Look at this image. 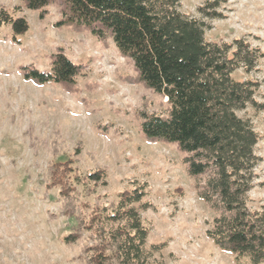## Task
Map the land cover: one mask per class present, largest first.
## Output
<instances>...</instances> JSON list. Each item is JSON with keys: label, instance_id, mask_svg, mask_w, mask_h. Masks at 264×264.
<instances>
[{"label": "rangeland", "instance_id": "374dc122", "mask_svg": "<svg viewBox=\"0 0 264 264\" xmlns=\"http://www.w3.org/2000/svg\"><path fill=\"white\" fill-rule=\"evenodd\" d=\"M205 1L181 0L180 10L207 23L209 41L245 37L264 52V0H224L223 18L215 20L199 13ZM0 5L30 23L18 42L10 26H0V264H78L79 246L63 242L73 221L59 216L58 192L46 189L45 175L49 163L64 160L79 142L84 145L74 166L79 174L96 163L109 169L108 185L83 200L108 206L121 191L146 182L153 208L142 217L151 227L148 246L166 245L159 257L167 264H237L206 234L217 213L199 197L195 183L207 176L189 175L187 155L177 144L149 141L143 134L140 111L165 114L167 99L139 81L133 61L119 53L113 39L59 25L67 12L63 0H52L43 16L21 0ZM58 52L80 66L74 87L24 80L22 70L49 71ZM233 77L258 81L264 101V58L251 74L238 70ZM238 114L250 118L261 135L249 202L257 210L264 205V111ZM78 188L84 195L83 186Z\"/></svg>", "mask_w": 264, "mask_h": 264}, {"label": "trees", "instance_id": "16d2710c", "mask_svg": "<svg viewBox=\"0 0 264 264\" xmlns=\"http://www.w3.org/2000/svg\"><path fill=\"white\" fill-rule=\"evenodd\" d=\"M41 11L52 0H21ZM67 5L59 25L90 29L98 38L110 36L119 53L130 58L138 79L166 98L165 114L140 111V125L149 141L177 144L184 162L197 180L198 195L217 213L207 236L237 264H264V205L249 207L256 185V152L261 135L248 117L238 113L264 111L258 97L259 82L236 80L233 74L257 70L264 52L245 37L231 42L209 41L207 23L180 10L181 0H63ZM224 0H206L199 13L211 20L223 18ZM11 27L12 40L26 34L30 23L14 17L0 5V26ZM24 80L74 87L80 66L63 52L53 56L49 71L22 70ZM84 149L77 143L64 160L49 163L47 190H57L58 214L72 220L63 238L68 247L79 246L78 264H167L158 256L166 245L148 246L151 227L142 212L153 208L148 184L137 182L108 206L83 200L108 185V167L99 163L81 175L74 167ZM95 161V155H92ZM83 186V193L79 191Z\"/></svg>", "mask_w": 264, "mask_h": 264}]
</instances>
